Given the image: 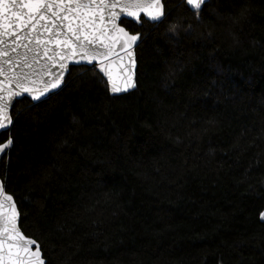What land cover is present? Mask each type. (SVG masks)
<instances>
[{
	"label": "trees",
	"instance_id": "1",
	"mask_svg": "<svg viewBox=\"0 0 264 264\" xmlns=\"http://www.w3.org/2000/svg\"><path fill=\"white\" fill-rule=\"evenodd\" d=\"M137 88L96 67L17 101L0 166L47 264H264V0H163ZM175 30L173 31V26Z\"/></svg>",
	"mask_w": 264,
	"mask_h": 264
},
{
	"label": "snow or ice",
	"instance_id": "2",
	"mask_svg": "<svg viewBox=\"0 0 264 264\" xmlns=\"http://www.w3.org/2000/svg\"><path fill=\"white\" fill-rule=\"evenodd\" d=\"M185 2L198 16L207 0ZM141 13L160 22L162 0H0V130L13 124L15 97L27 93L40 101L60 89L69 62L97 63L113 94L137 88L134 48L142 37L119 21L123 15L139 22ZM13 143L10 137L0 145V154ZM18 216L0 183V264H45L37 242L19 229Z\"/></svg>",
	"mask_w": 264,
	"mask_h": 264
},
{
	"label": "water",
	"instance_id": "3",
	"mask_svg": "<svg viewBox=\"0 0 264 264\" xmlns=\"http://www.w3.org/2000/svg\"><path fill=\"white\" fill-rule=\"evenodd\" d=\"M209 1H210V0H207V3H208ZM162 3H163V5H164V11L166 12V10H165V4H164L163 0H162ZM207 3H206V4H207ZM206 4H205V5H206ZM205 5H204V6H205ZM204 6L202 7V9L204 8ZM143 17H144L147 21H149L150 23H153V24L159 23V22H152V21L148 20L147 17H145L144 14L141 13L139 22H137V20L134 19V18H132V17H129V16H123V15H122V16H121V19H120V21H119V24H120L121 27H124L125 30L128 31L130 34H133V33H131V32H130L125 26L122 25V21H123V20H128V21H131V22H134V23H136V24L141 25V24H142L141 19H142ZM164 17H165V16H164ZM164 17L162 18V20L164 19ZM162 20H161V21H162ZM161 21H160V22H161ZM136 34H140V33H136ZM140 35H141V34H140ZM139 44H140V41L138 42V45H139ZM137 47H138V46H137ZM137 47L134 48V52H135L136 60H137V52H136ZM75 66L96 67V69L98 70V72H99V73L102 75V77L107 81V78L104 76V74L101 73V72L99 71V65H98L97 63L93 62L92 64H88V63L83 62V61L80 62V63L69 62V63H68V69H67V71L65 72L64 82H63V84H62V86H61L60 89L53 90L52 92H50V93L47 94V97H42L40 101H34V100H32L31 96H29L27 93H23L21 96H19V97H15L14 100H13V105H12V107L10 108V115L12 116L13 109H14V107H15L17 101H19V100H22V99L27 98V99L31 100L32 102H34V103H39V102H41V101L47 99V98H48L49 96H51L52 94H54V93L58 92L59 90H61V89L64 87V85H65V82H66V80H67V78H68V75L70 74L71 68H72V67H75ZM137 70H138V61H137V68H136V70H135V71H136V76H135L136 81H137ZM54 71H57V70L54 69ZM14 87H15V86L13 85V88H14ZM109 90H110V88H109ZM134 90H136V88H135V89H130L128 92H122V93L113 94V93H111V91H110V93H111V95H113V96H120V95L128 94V93H130V92H132V91H134ZM12 120H13V117H12ZM12 125H13V124H12ZM12 125H11L10 128H8V129L0 130V136H1L4 132H8V131L11 129ZM5 142H6V141H5ZM5 142L0 143V145L4 144ZM12 146H13V145H12ZM12 146H11V147H12ZM11 147H10V148H11ZM10 148H9V149H10ZM9 149H6L5 152H4L3 154H0V166H1L2 160H3L4 157L7 155ZM0 183L3 184L6 194L12 195V194H10V193H8V192L6 191L5 183H4V181L2 180L1 176H0ZM12 196H13V195H12ZM13 198H14V197H13ZM14 201H15V203H16V206H17V209H18V212H19V216H18V227H19V229L22 231V233L25 235V237H28V236L23 232V230H22V228H21V225H20V223H21V212H20V210H19V207H18V204H17L15 198H14ZM28 238H31V237H28ZM32 239H34V238H32ZM34 240H35V239H34ZM35 241H36V240H35ZM36 242H37V241H36ZM37 244H38L39 247H40V250H41V253H42V259L44 260L45 264H47V260L45 259L44 254H43L42 249H41V245L39 244V242H37ZM34 247H35V246H34Z\"/></svg>",
	"mask_w": 264,
	"mask_h": 264
},
{
	"label": "rangeland",
	"instance_id": "4",
	"mask_svg": "<svg viewBox=\"0 0 264 264\" xmlns=\"http://www.w3.org/2000/svg\"><path fill=\"white\" fill-rule=\"evenodd\" d=\"M142 22V21H141ZM142 25V24H141Z\"/></svg>",
	"mask_w": 264,
	"mask_h": 264
}]
</instances>
